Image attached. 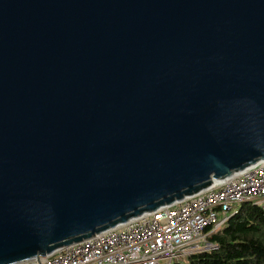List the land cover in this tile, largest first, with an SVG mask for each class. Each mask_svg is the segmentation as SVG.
<instances>
[{"label":"water","instance_id":"95a60500","mask_svg":"<svg viewBox=\"0 0 264 264\" xmlns=\"http://www.w3.org/2000/svg\"><path fill=\"white\" fill-rule=\"evenodd\" d=\"M264 160V0H0V264Z\"/></svg>","mask_w":264,"mask_h":264},{"label":"built area","instance_id":"2783aa9c","mask_svg":"<svg viewBox=\"0 0 264 264\" xmlns=\"http://www.w3.org/2000/svg\"><path fill=\"white\" fill-rule=\"evenodd\" d=\"M248 201L264 212V160L153 212L12 264H181L188 254L214 248L208 237Z\"/></svg>","mask_w":264,"mask_h":264},{"label":"trees","instance_id":"16d2710c","mask_svg":"<svg viewBox=\"0 0 264 264\" xmlns=\"http://www.w3.org/2000/svg\"><path fill=\"white\" fill-rule=\"evenodd\" d=\"M208 240L214 248L188 254L181 264H264L263 210L250 201L237 204Z\"/></svg>","mask_w":264,"mask_h":264},{"label":"rangeland","instance_id":"374dc122","mask_svg":"<svg viewBox=\"0 0 264 264\" xmlns=\"http://www.w3.org/2000/svg\"><path fill=\"white\" fill-rule=\"evenodd\" d=\"M182 262H184V260Z\"/></svg>","mask_w":264,"mask_h":264}]
</instances>
